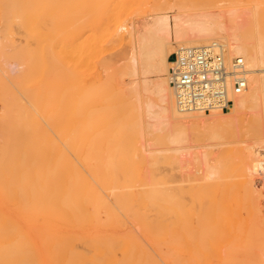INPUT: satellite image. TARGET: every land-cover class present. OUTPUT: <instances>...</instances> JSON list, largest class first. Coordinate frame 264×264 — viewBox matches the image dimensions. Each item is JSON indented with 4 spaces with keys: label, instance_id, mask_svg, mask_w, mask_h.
Here are the masks:
<instances>
[{
    "label": "bare ground",
    "instance_id": "bare-ground-1",
    "mask_svg": "<svg viewBox=\"0 0 264 264\" xmlns=\"http://www.w3.org/2000/svg\"><path fill=\"white\" fill-rule=\"evenodd\" d=\"M111 3L0 0L6 46L17 60L8 70L2 57L0 70L9 80L21 78L26 97L6 90L0 114L3 264H264L258 256L264 252V230L257 226L264 222L263 209L256 197L258 181H264V155L255 149L264 144V0L217 10L170 4L128 25L118 24L119 1ZM54 23L64 27L59 44L52 37ZM19 28L35 45L17 41ZM125 40L120 58L129 78L114 88L104 77L105 72L112 79L114 66L101 55L110 43ZM187 47L211 48L227 63L243 59L247 87L228 111L179 104L170 70ZM56 48L63 50L69 85L61 95L51 63ZM37 79L41 85L32 88L29 82ZM110 99L132 100L129 130L123 128L124 114L105 123ZM61 110V123L52 122ZM45 114L44 122L39 116ZM197 125L220 131L245 127L254 141L244 149H225L214 165L201 162L195 180L202 182L191 185L187 200L186 190L172 183L160 163H179L178 154L190 155L189 130ZM53 128L78 155L58 148ZM155 133L163 148L151 149L143 140L125 145Z\"/></svg>",
    "mask_w": 264,
    "mask_h": 264
},
{
    "label": "rangeland",
    "instance_id": "rangeland-1",
    "mask_svg": "<svg viewBox=\"0 0 264 264\" xmlns=\"http://www.w3.org/2000/svg\"><path fill=\"white\" fill-rule=\"evenodd\" d=\"M106 1H108V0H106ZM118 1H119L118 9L116 11L117 12L116 16H117L118 21H119L118 24H122L125 22L124 24L128 25L131 21L136 22V21L142 20V18L149 17L150 15L154 14V12H156V10H158L159 8H166L170 4L184 3V4L192 6V8H207V9L217 10V8H219L223 4H241L242 6H250L252 0H118ZM113 2H114V0L112 1V3L110 0L111 6L113 5ZM50 28L52 31V37L54 39V43L59 44L60 42H62L63 38H64V27L60 24L54 23L50 26ZM14 34H15V37H16L18 42L22 41L23 43H25L26 41H28L32 45H35V40L32 37L28 36V34L25 32L24 29L19 28V29H17V31L14 32ZM6 37H9V34H8L7 30L5 29V27L3 26L1 19H0V65H1V61H2L1 58L3 57V59L5 58L10 63V66L8 67V70H10L11 66L13 64H15L17 60L15 57L11 56V51H12L11 48L6 46V42H5ZM220 41H223V40H220ZM110 44L108 47L107 46L106 47L109 48L111 46L112 48L107 49V51H106L105 50L106 47H105L102 51L101 56L106 58V59L110 57L109 60L112 61L111 63L114 66L113 67L114 75H111L112 79H109V75L104 72V77H105L106 81L108 80L110 82V80L111 81L113 80L114 82H112V84H113L114 88H118V87H120L118 84L119 82H121L123 80L128 81V78H129L128 75H125L124 72L122 71L123 70V68H122L123 63H122V58H120V53L123 52V50H125L127 47V40L122 41V42H119V41L114 42V44L112 43L111 45ZM104 51H106V52H104ZM106 55H108L109 57H106ZM119 59H120V61H119ZM113 61H114V63H113ZM51 63H52V66L54 67V69H56V74L53 75V80H54V83L56 84L57 88L59 89L60 95H61L64 93V91H66V89L69 86L67 84V82H68L67 79L64 78V73L66 71L65 64H64L65 63V57L63 55V50L61 48L60 49L56 48L53 50L52 55H51ZM22 69H23V72H25V73H27L29 71L27 64H23ZM17 73L18 72H15L12 74H13V76H15V75H17ZM7 76H8L7 73H3L0 70V114L2 113V111L4 109L3 108L4 107L3 95L6 92V90L10 91V93H17L20 97H22L23 100H26L25 94L20 93V90L22 87L21 78H19L18 80H9ZM106 76H107V78H106ZM115 82H116V86L118 85V87L115 86V84H114ZM41 83H42V81L37 79L36 81L31 80L29 82V85L32 88H39ZM109 92L111 93L112 91L109 90ZM121 102L122 103L115 102L113 99L108 100L109 107L105 111L109 114V116L105 118V123L109 124L112 121H114V123H115L116 118H119L121 115L124 114L125 115V121L123 122V128L125 130H129L131 127V122L133 121V117L130 114L131 113L132 100H128V101L122 100ZM63 113H64L63 110L59 111L58 113H54L53 117H52V119H53L52 122H54V123L60 122L61 123V116ZM39 118L44 122L46 120H49L48 116L46 114L43 116H39ZM200 126H202V125L194 126V127L190 128V130H189V133L191 135V140L193 141L192 145L194 146L190 150V152H191L190 155H193L192 157H190V155H188V153L185 155H182V154L179 155L178 154V156H183L181 162L178 163V162H171V161L163 160L160 163L161 170H164V171L167 170L169 173H171L173 179L175 180V182H172V183L180 185L181 187H183V190H186V193H185V191H183V190L182 191L184 192L185 195L187 194L186 195L187 200L190 197L191 185H193L197 182H202L201 180H195L196 178H198L200 176L199 167L205 165L206 163L207 164L211 163V165L216 164L220 158L224 157L223 151L225 149H232V148L244 149L246 147L245 143L248 144V143H252L254 141V136H251L250 132L248 133L249 129H247L245 127H244L245 129L244 128H240V129L236 128L235 130L233 129V131H234L233 132L231 129H229V130L226 129L224 131L223 130L220 131V128L218 130V128L216 129L215 126H208V128L211 127L209 129L205 126H202V128H203L202 129ZM116 127H118V126H112V127L110 126V130H116ZM58 130H59L58 128L57 129L53 128L51 131L53 141L56 143V145H58V148L61 151H65V153L71 157H75L76 155H78L79 153L77 151H75L71 148H68V146L64 145L63 138H62V136L59 135ZM213 131H215L217 134L214 135ZM239 132H240V135H239ZM156 134L158 135V133L151 134L154 137L153 136L151 137L150 135H148V137L146 139L145 138H142V139L138 138V139H134V140L131 139V141L129 139V141L125 145L135 146V144H136L137 146H139V144L141 145V141L143 140V141H146L147 144L150 143L149 147L151 149L163 148L164 145L160 144V143H158V141H156V139H157ZM237 134H238V136H237ZM106 135L107 134H104V137ZM213 135L216 136L217 138L214 137ZM223 135H224V137H223ZM155 136H156V138H155ZM246 136H248V137H246ZM233 137H235V138H233ZM236 144H238V145H236ZM230 145H231V147H230ZM263 146H264V144L263 145L261 144L259 146L256 145L255 149L264 155V149H263L264 147ZM160 153H162L164 155L174 154L172 151H164V152L161 151ZM0 154H1V149H0ZM199 154L201 157L198 156ZM197 157H198L199 163H196L197 160H195V159H197ZM192 158H193V161L191 160V162H192L190 164L191 166H189V168L183 167L185 165V162L187 160L192 159ZM174 159H175V157L173 158V160ZM238 161H239V159H238ZM201 162L203 163V165L200 166L199 164H202ZM204 162H206V163L204 164ZM52 167L56 168V165H54V166L52 165ZM187 169H189V170H187ZM182 172H184V173H182ZM169 184H171V183H169ZM258 185H259L258 188L260 189V192L256 195V197L259 200L258 202H259L260 207L263 209L262 219L264 220V181H258ZM139 188H141V187L140 186H133L132 187L133 190H136ZM184 199H185V197H184ZM244 210L240 211V212H242L241 214H243V215L246 214L248 216V213H246L247 210L245 212H244ZM247 216H246V218H247ZM257 226H258V229L262 230V232H263L264 222L258 223ZM262 242L264 244V240H262L260 242V244ZM258 256L260 258H262V260L264 261V252L259 250ZM244 257L246 260H250L246 256H244ZM0 264H3V252H2V250H0Z\"/></svg>",
    "mask_w": 264,
    "mask_h": 264
},
{
    "label": "built area",
    "instance_id": "built-area-1",
    "mask_svg": "<svg viewBox=\"0 0 264 264\" xmlns=\"http://www.w3.org/2000/svg\"><path fill=\"white\" fill-rule=\"evenodd\" d=\"M171 69V82L179 104L187 110H228L247 87L245 63H227L221 52L207 47L182 48Z\"/></svg>",
    "mask_w": 264,
    "mask_h": 264
}]
</instances>
